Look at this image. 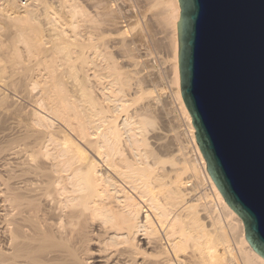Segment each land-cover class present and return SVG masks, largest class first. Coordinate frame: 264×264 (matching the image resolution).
I'll return each mask as SVG.
<instances>
[{
	"label": "bare ground",
	"instance_id": "1",
	"mask_svg": "<svg viewBox=\"0 0 264 264\" xmlns=\"http://www.w3.org/2000/svg\"><path fill=\"white\" fill-rule=\"evenodd\" d=\"M137 2L0 0V264H264L181 93L180 2Z\"/></svg>",
	"mask_w": 264,
	"mask_h": 264
},
{
	"label": "water",
	"instance_id": "2",
	"mask_svg": "<svg viewBox=\"0 0 264 264\" xmlns=\"http://www.w3.org/2000/svg\"><path fill=\"white\" fill-rule=\"evenodd\" d=\"M181 93L207 169L264 257V0H179Z\"/></svg>",
	"mask_w": 264,
	"mask_h": 264
},
{
	"label": "rangeland",
	"instance_id": "3",
	"mask_svg": "<svg viewBox=\"0 0 264 264\" xmlns=\"http://www.w3.org/2000/svg\"><path fill=\"white\" fill-rule=\"evenodd\" d=\"M130 3V8L133 10H137L138 8V2L137 0H129ZM142 21V25L146 28L147 27V23L146 21ZM163 35V33H157V38H161V36ZM164 37V35H163ZM162 37V38H163ZM151 39V38H150ZM151 41L153 42V40L151 39ZM151 41H149L148 39V43H146V48H147V52L149 53V58L153 59L155 62V66L156 69H159V71H163L162 73L164 75V79L162 80V82L164 83L165 87H166V91L167 94L169 95V97L173 100V95H171L172 93V84L170 83V61H168L167 55L169 53V50L167 48H164V46L158 47L159 45H155L156 43H152ZM166 71V72H165ZM167 73V74H166ZM166 74V75H165Z\"/></svg>",
	"mask_w": 264,
	"mask_h": 264
}]
</instances>
